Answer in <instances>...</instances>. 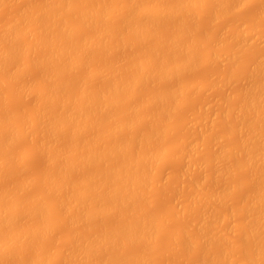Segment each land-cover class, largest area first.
<instances>
[{"label": "rangeland", "instance_id": "obj_1", "mask_svg": "<svg viewBox=\"0 0 264 264\" xmlns=\"http://www.w3.org/2000/svg\"><path fill=\"white\" fill-rule=\"evenodd\" d=\"M45 1L47 2L51 0H28V1L27 0H4V1L1 0L0 1V3L2 2L0 5V36L3 35V33L1 32L3 29H4L3 31H5V28L11 26L8 23H13V26L11 27L17 30V33L18 32L22 33L20 34V36L22 37L19 36L20 38H17L16 41L12 44L17 47L19 46L18 49L15 48L16 49L14 53L15 57L13 55L11 60H8L9 61L8 65H5L7 64V62L4 64V67L0 65L1 66L0 67V114H1L0 115V122H1L0 123L1 124L0 134H2L0 135V138L1 136H5V138L8 137L11 131H13V129L10 130V128L12 126H13L12 128H14L15 125H17L18 127L17 131L19 132V136H20V137L18 136L19 138L17 137L16 140L14 139L12 143L10 144L11 146L8 149L10 152L8 150L6 151V149L4 150L3 146L2 147L0 146V156L2 155V157H0V165L2 164L0 166V169H2L0 170L1 171L0 172V188H1L0 191L3 192L4 190H6L7 192V196H5V198L7 197L8 199L9 197V199L6 200L8 202H6L5 205L8 206V208H9L8 203L11 205L13 200L15 201L18 198L20 202L18 205V209H16L14 213L12 211L10 212V214L8 213V215H14L16 218L15 219L16 222L14 220V223L11 226L12 229L11 227L8 229L10 230L9 233H7L8 230L6 228L2 232L1 231L0 232L3 233L7 231L6 233L8 237V234H11L16 230H22L21 236L23 235L22 237L20 236V238L18 237V239H15V240L12 238L10 240L11 242L9 243L8 249L4 251H0V253L2 252L4 253V254L3 253L0 254V264H28V263L31 264L30 259L33 258L34 255H37L38 252L39 254H41L40 252L44 254L45 256L44 259L48 258L41 264H72L73 262H74L73 264H76L78 262H79L78 264L80 263L90 264V262H92V264H95V263L98 264L99 263L98 261L101 262V259H102L101 257H105L108 255H111L110 257L108 256L110 258L109 263H111V259H113L114 257L113 255H115L114 263L112 261V264L135 263V262L130 263V260H132L133 258H137L138 255L140 257L142 256L147 257L148 261L146 263L136 262L135 264H139V263L140 264H202V263L203 264H211V263L214 264V261H213L214 259L215 261H217V264H221L222 261L223 262L227 261L225 262L227 264L230 260H231V263L233 262L232 260H235L234 261L235 264L236 263L241 264L239 262H236V260L237 261L242 260V262L245 263V260L248 261V258L250 257V255H254L255 253H256V257L261 263H257L258 260L257 262L255 261L256 262L255 263L254 260L256 258L253 256V258L255 259L251 258L253 260L250 259L251 261L250 260L248 262L246 261V264L247 263L264 264L263 263L264 259L261 260L262 258H264V257L261 258V256L264 255L263 254L264 247L262 244L264 241L260 239L258 240V238L254 237L257 235L258 237L264 239V236L261 233L259 234L258 232V230L262 228L263 230L262 233H264V229L262 226L260 227L256 225L255 227L258 226L257 228H260V229L255 228L254 232H257V233L254 235H251V237H247V238H252L255 240L252 243H255L257 241L259 242V245L258 243H255V245L256 244L258 245V248H257L258 253L256 249L255 251L252 250L253 247L250 249L255 253L253 254H251L252 252L248 253L250 250V249L248 250V247L252 246L250 245L252 239L250 241V239L244 238L245 236L244 234L245 233L248 234L246 230L247 231L248 229L250 230L251 226L248 227L247 225H250L255 219L252 216L251 219H253V221L248 224V222L251 220L249 219L248 221L246 220L247 218L246 219L244 218L247 214H249V212L247 213V212L240 210L242 208L246 209L248 206L246 207L245 204H248L249 202H250V206L252 205L251 202L254 201V198H255L254 197L252 199V197L254 196L256 192H259L261 190L262 192L264 191V166H263L264 165V155H262L263 157L260 156L261 152L258 153V150H257V155L260 154L259 155L260 157L258 159L256 157L257 159L256 162L253 159L244 160V161H247L246 163H249L252 160L255 162V164H253L250 167H248L249 164L247 165L246 163H244L245 165H243L242 162H240V164L236 163V162H239L241 158L243 160V158L247 157L245 156V154H247L246 150H244L245 154L243 153V151H241L244 154L245 156L244 157L242 153L239 152L240 151L239 149H241L240 148L241 146H239L238 150H237V147H238V144L244 141L243 138H246L245 137L246 135L249 136L251 134V131H252L251 129L253 128V130H255L257 127H259V125L260 127L262 125V128H260V131L263 129L262 131L264 132V122H263L264 114H262L264 113V102H262L264 99V96H263V91H264V66H263L264 65L263 63L264 62V36H263L264 35V0H187L188 1L187 6L183 2L184 0H180V1L179 0H146V1L145 0H133V1L127 0V2L126 0H103V1L101 0H95V1L94 0L93 1L92 0H78V2L77 0H73L72 8L70 11L60 10L59 12L60 18L61 17L64 18L66 16L65 19H67L71 28L69 27L68 29L65 30L55 25L51 29L53 32L52 36L54 37L51 36L52 39H50L49 42H46V46L44 42H41V43L37 42L36 46H34L36 43L33 45H30L31 44V42L29 41L31 40L30 37L32 36L33 38V36H36V35L40 36L42 34V31H44L42 29L43 24L41 25V23L43 22L45 24L44 21L47 20L46 17L48 15L46 16V14L48 11L46 12L43 9L46 12V14H44L45 12L44 11L41 12L40 8L44 6V4L46 3ZM131 1L132 3H130ZM86 3H88L90 6L87 5ZM140 4H141V7H140ZM30 7H31V11L29 9ZM88 7H93L95 9L94 20L89 24L85 21L84 18L82 19V16H83L82 14L84 13L85 9H87ZM114 7L118 9L116 10L114 9ZM178 8L182 10H179ZM101 9H102V12H101ZM37 11H40V14ZM96 11L98 15L96 14ZM161 12H163L162 13L163 15L161 14ZM35 13L38 14L36 21L40 24L39 26L42 31L39 30L38 25H37L38 27L35 26L36 25L35 23V25L34 24L31 25V28L29 27L30 32H28L29 33L28 37H26L27 36L25 32L26 30H24L25 32L24 35H23L22 30L24 28L27 29L29 24H27L28 21H26L24 18H27L28 20L33 15L35 16ZM67 13L68 14L70 13V14L68 15ZM42 15H44L45 17ZM22 16L23 17L25 16V17L22 18ZM40 16H42V18H40ZM128 17L130 19H128ZM38 18L39 20L41 19L40 20L41 22L38 20ZM24 20L26 21V24L28 25L26 27H24L26 25L25 23H23ZM17 21L20 23H18ZM123 22H126V24H124ZM16 23L17 25L15 26ZM135 24H137L136 25L137 27L135 26ZM1 27H3V29ZM31 29H33V31ZM40 32L41 34H39ZM58 33L59 35L61 33L62 34L58 36ZM55 35H57L58 39L56 38ZM90 38L91 39L94 38L95 40H93L94 42L91 45L92 47L88 46L90 47V50H89L88 47H86L87 46L86 43L88 39L90 40ZM25 39H27L26 43H25ZM2 44L3 43H0V47L5 45V44L4 45ZM62 44H65V45L63 46ZM59 45H61L62 48H59L60 47ZM20 46L22 47V49ZM76 46L78 49L76 48ZM66 47L67 49L69 48L71 52L68 51ZM50 48H52L51 51H50ZM190 48L192 51L195 52V56L193 58L195 62L193 61L194 63L192 62L190 67L183 68L176 72H174L173 70H171V72L170 71L167 72L166 70L165 73L167 74L164 73V75L161 71L159 72L157 71L158 68H160L158 66L163 65V67L165 68L166 67L170 68L171 66L170 64L174 63V61L180 62L182 60L181 62H183L187 60L188 55H189L188 53L191 51ZM43 49L45 50L43 51ZM187 49H189L190 51L189 50L187 51ZM59 50L65 51V55L60 57V58L63 57V59L59 58L60 59L59 60V70H57L58 71L57 73L55 74L53 73L52 74L53 76L52 75L47 76V74H51L49 72H52L54 70L52 68L54 67L53 64L57 62L56 61L57 59H55L54 56H56L55 54H57ZM25 51H27L28 53ZM66 52H69V53L67 54ZM228 52L229 54H227ZM18 54L20 56H18ZM47 54L50 55L51 59L46 58ZM47 60L49 62H47ZM141 67L142 68L144 67L145 69H148V70H151L154 67L153 69H156V72L155 70H152V71L146 70L145 72H141L142 70ZM61 68H62V71H61ZM48 69H52V71ZM2 70H5V71H2ZM153 74L155 76H152ZM8 75L10 76V78ZM43 75L45 76V78ZM130 77L131 78L133 77V78L131 79ZM135 78L138 79L139 83L137 82L138 84L136 83L133 86L132 82L134 81ZM42 79H43V82L40 81ZM49 79L51 80L48 81ZM53 80L54 82H52ZM17 81L19 82L17 83ZM114 82L116 84L118 83L117 84L118 89L116 90L117 92L115 91L110 92L109 89L112 83ZM45 83H47L48 86H45ZM65 84H68V85H65ZM41 85H43L42 86L43 88H40ZM52 87H53V90H52ZM65 87H66L67 92L66 90H64ZM132 87L134 88L130 90ZM260 90H262V94H260ZM257 91L260 95L263 96V99L262 97L256 94ZM99 92L103 94L101 98L96 97ZM250 93H252L251 94L252 97ZM244 94L246 95V99L250 95L249 98H252V101L247 99L246 100L247 103H246L243 100L245 99ZM253 94L255 95V97L258 96V98H255L256 102H254L255 99L253 97ZM78 95H81V96L83 95V96L80 97ZM94 96L96 98H92ZM103 97L106 99H104ZM107 99L112 100V102L115 105H113V107L110 106L107 110L104 111V109L102 108L101 101L107 100ZM98 100L100 103L98 105H95L96 101L98 102ZM40 101L42 102L40 103ZM243 101L248 106L249 104H251L250 102H252V105L250 106H252L253 108L251 107V110L254 109V107L257 105L261 107L262 113L258 112L259 111L258 109L260 108L259 106L255 107L257 110L254 109V111L255 113L257 112V114L260 113L259 116L256 114L258 117H260L262 114L261 120L263 123L259 124L261 122V121L259 122L260 120L259 118L257 120L258 124H256V121H255L256 119H253V117L255 118H258V117H256V115L253 112H251L250 106L248 108V106ZM78 103L80 105L81 104L88 105V107L86 106L88 110L91 107L93 109L91 108L88 111L87 109L85 110V108H82V110L80 111L81 113H79V109H78L77 112L79 113L80 119H78L79 117H76V116L75 117L78 119L77 126L79 127L80 125V128H79L80 130L78 129V131L77 130L74 131V128L72 130V127H70L69 125L66 126L67 124H64V120L62 121V118H60L59 114L63 113L65 110L66 112H69L70 108L73 109L74 104H78ZM61 104H63V107ZM242 104H245V105H242ZM52 106L53 108H51ZM244 106H247V107H244ZM95 109L97 110V112L95 111ZM40 111H44L45 113L43 114L46 115L49 120L51 119L53 120V118H56L57 120L58 119L57 117H59V119L63 122L61 123L65 125L61 127V129L63 128L62 130L61 129L58 130V133L55 132L54 137L52 135L54 134V132H52V130L50 131L52 126L49 127V129L48 127H46V131L42 133V130L45 127L44 123L46 121V118H44L45 121L42 118L44 122L43 124L42 122H40L42 125H44V127L41 128L42 129L41 130L40 123H37L41 121V119H39V121L37 120L38 119L37 117L40 118V116L42 115L40 114ZM133 111H135V113ZM55 113L56 114L58 113V114L56 115ZM49 116L52 118L50 119ZM75 117H74V120H75ZM150 117L151 118L153 117L152 119L153 120L156 119V120L153 121ZM22 118L24 119L23 121H25L24 122L25 126L23 124ZM82 119L85 122L82 121ZM91 120H92V123H91ZM242 121H243V124L240 125ZM2 122H3V126H2ZM30 122H32L33 124L31 123V126L29 128V126L26 124ZM73 122L74 123L72 125L75 124V121ZM126 122L128 124H125ZM83 123L85 126L82 127ZM115 124H117L119 127L115 129L116 133L114 132V135L111 138L107 135V133H109L112 128L114 129V127L112 126H114ZM255 125H258V126H255ZM59 131L61 132V134ZM65 131L67 133H65ZM239 131H240V136H239ZM249 132L250 134H248ZM95 133L97 134L96 136H95ZM257 133H258V130H257ZM261 134L262 132H259L258 136ZM255 135L254 136L252 135V139L253 137H256L258 139L257 134ZM55 137L57 138L54 139ZM71 137L73 141H71L72 139L69 140ZM263 137L264 136L260 137L258 141L262 140ZM239 138L240 139L242 138L241 142ZM249 139L251 140V138H248V140ZM49 140L51 141V144H49L50 143ZM114 140L115 142L118 140L119 141L129 140L128 142L125 141V143L128 144V146L130 145V147H126V150L124 148L122 150H118V151L115 150L114 152L112 151L113 154L112 155L110 154L109 157L107 158H105L104 156L105 155L108 156V154L103 155L104 158H102L101 157L102 155H100L101 158L99 157V160L98 159L95 160L96 156L94 157V159L91 157L95 163L93 161H90L91 158L89 159L87 158L89 160L88 161L89 163L82 162L84 157H87L88 154L91 155L90 147H89L90 145L92 146L93 144L94 146V143H95V147H98L99 150L97 148H94L96 149L94 153L95 154L98 153L97 155H99L100 149L101 151L104 150L105 148L108 147L106 145L109 144L110 141L111 143L114 142ZM250 140L248 142H254L253 141L254 139L251 141ZM122 141L118 142L117 145L119 146V143H121ZM245 142H247V140ZM122 143H124V141ZM255 143H259V142L255 141L253 144ZM262 143H260V145L264 147V141H262ZM248 144L251 146L253 145L252 143L251 144L248 143ZM74 145L76 147H74ZM118 146H117V149H118ZM258 146H255V148ZM242 147L245 149L249 148V147L246 148L245 146H242ZM67 148L69 150H67ZM261 148L260 150L264 152V149H261ZM249 149L251 150V148ZM254 149L251 151H254ZM220 150L222 151L224 150L223 151L224 153H222V151ZM250 150L247 152H250ZM70 151L72 154L70 153ZM51 153H53L52 155L54 157L51 155ZM149 153L152 154L150 155H151V158L154 157L153 159H150L149 161L146 160V162L142 161L144 163L140 162V160L137 162V163L139 162L141 163V165L138 166L139 171H141L142 174L144 172L146 173V174L144 173V176H146L147 180L145 182L146 184L141 182L143 185L139 181L138 183L137 181L134 182L136 186L138 187L140 186L139 190L142 192L140 193V195L139 194L137 196L135 195L136 197L134 198V201L132 199L131 202H127L128 204L122 202V204H118L119 206L115 204L116 207L115 206L112 207V204H111L109 207L113 208V210L111 208L110 209L112 211L109 209L111 213L108 212L109 210L107 211L109 216H106L107 212L104 214L102 213L103 212L102 211L101 213L98 212V214H95L93 216L91 215L88 218L84 217L85 216L84 212L88 210V207L90 206V205L88 206L87 203L89 202L90 204V201L92 200L91 198H89V200L87 199L88 197L86 194L88 193H85V194L78 193L79 195H82V197L85 200V202H83L85 208H87L85 211H84V207L82 206L81 207L79 206L80 208L71 206L70 201L73 198H76L79 196L78 194H76L77 191L76 190L74 191V189L76 188L78 183L82 182V180L84 181L85 177L87 178V175L89 176L91 173L96 174V178L92 180V182H94L93 185L95 186V188L97 187L99 189H102L103 187H100V186L103 185L104 183L103 184L101 183V185L99 183L105 182V181H102L103 178L101 180H99L98 178L99 177L101 178L102 175H104L103 173L101 174V172H103V170H105L104 168L108 165L106 163H109V165L114 163L112 164V166L118 167L121 164L123 165V163L125 162L128 163L129 161L130 162L129 165H132L131 162L136 163V160H138L137 158L140 155L147 156V154ZM219 153H222L223 156L221 155L222 157L220 156V158H217L220 155ZM238 153L240 154V157ZM3 154L6 156H4ZM153 154L155 156H153ZM72 155H74V157ZM142 156L140 157L143 158ZM75 157L78 158L79 161L74 160ZM81 157L82 159L80 161L79 158ZM126 157L128 158V160H126L127 159ZM140 157L139 159H141ZM1 158L4 160H2ZM60 158L61 159L63 158V159L61 160ZM121 159L123 161H121ZM74 161L76 162V164ZM70 164L71 165L73 164L74 168H72L73 169L72 170L71 167H69V169H71L70 171L72 172H70L69 170L67 172L66 168H68L67 166ZM91 166H96V167H91ZM122 167L125 168V165ZM123 168L119 167V169L121 170ZM132 168L136 170V172L134 171V173L136 174L139 173V171H137L136 168L134 167ZM109 169L111 171V168ZM114 169H117V168H114ZM58 170H60L61 172H56ZM129 170L130 168H128V173L131 172ZM66 173L67 175L65 177ZM68 173H70V175H68ZM106 174H105V178H106L105 180L108 179V176ZM52 176L54 177V179L52 178ZM66 178H67V181L69 182V183L67 182L68 184L66 186L68 187L69 184L70 185L72 184L71 189L74 188L72 191L69 190L68 189L70 188V185H69L68 188H65L67 189V193H66V190H64V187H65L64 184H66V182L64 181L66 180ZM76 178H77V181H76ZM62 179H65V180L63 181ZM60 181L63 183V185L62 183H60ZM97 181H99V183H97ZM22 185H23V188H22ZM133 187H135V185L132 186V188ZM118 188L124 189L123 187L122 188L118 187ZM118 188L117 190H119ZM127 189H128V193H130V191L133 190L134 188L133 189L127 188ZM127 189L121 190V191H126ZM56 190L58 191L56 192ZM20 191H22V195ZM100 192H101L100 194H103L105 190H102ZM111 192L112 191L108 193H111ZM18 193L20 195H18ZM108 193L107 192L104 193L103 196H105ZM214 193L222 194V196L225 193V196L222 199V201H220V199L218 200V198L216 197L213 198L212 194ZM257 194L258 193H256L255 195ZM84 195H86V197H84ZM259 195L260 193L258 194V196ZM91 196L92 198H94L93 197L94 194L91 193ZM222 196H220V198ZM20 197H22L21 198L22 200L20 199ZM82 197H81V200L83 199ZM68 198H70V200ZM108 198L110 199V197ZM107 199L104 200L103 198L102 200L103 202L100 201L101 204L100 203L99 204L103 205V207H108L107 205H109V202L107 201ZM61 200H63V202ZM93 201L95 203L96 200L93 199ZM80 202L82 203V201ZM132 202H135V203H132ZM32 203H41L43 205V208L45 207V210L41 207L39 211H36V213L34 212V214L33 213L27 214L25 211L27 208H29V206ZM94 203H91V205ZM86 205L88 207H86ZM121 205L122 206L124 205L123 208ZM261 205L262 204L260 203L259 207ZM255 206L253 203V207L255 209L252 207L248 209L256 210ZM99 207H102V206H99ZM120 209H122V211H120ZM230 209L232 211L230 212L231 215L227 214L228 215L227 217L226 213ZM259 210L256 211L255 214H257V212L259 213L260 212ZM261 210L262 212H264V208ZM242 212H244L246 215ZM251 212H254V211H251ZM251 212H250V215H251ZM223 213H225V216H226L225 218L222 215ZM26 214L28 216H25ZM206 214H210V215H206ZM255 214L253 213L252 215H255ZM80 215H82V218ZM119 215H123L124 218ZM215 215H217V218L215 217ZM260 215L261 214H259L258 217ZM133 217L137 219L138 222L143 219L144 221L151 220L153 221V223L155 222L153 225V229L151 233L148 234V236L139 235L140 236V237L138 236L139 238L136 236L132 244L131 243L128 244L127 241L124 242V238H123L122 241L120 240V243L117 241V244L115 243L114 246L112 245V247H109V248L107 247V249L105 248V250L101 249L96 252L94 251L93 255H91L92 252H90L86 256L90 254L91 255L90 257H92L90 258L91 261H88V260L86 261L83 258L81 259V257H78L79 255L82 254V253L81 254L79 253V248H81L80 252H82V249L84 250L85 248V247L82 248L80 246H84L83 241L86 239V237L92 236L91 238H93L94 236L92 234H94L95 231L96 232L100 231L101 233H103L104 231H106V229L108 230L111 227H113L111 228L113 230L116 228V226H119L118 228H120V226L123 225L124 223L130 224L133 222L134 223L137 222L135 221ZM259 219H262V218H259ZM17 221H19L18 222L19 224L17 223ZM36 221L38 222L41 221L43 225L45 223L48 224L52 222L53 227L48 229L46 228V226L42 225L43 227L41 226L40 229L37 230V233L35 231V235H34V231H32L31 229H33V227L36 224H38V222ZM126 221L129 223H127ZM258 221L259 220L257 218V222ZM243 222H244V225H242ZM260 223H262V221ZM87 225L89 227H87ZM201 225H204V226L201 227ZM103 228L105 229L102 232L101 230H103ZM122 228H125V227L121 226L120 230ZM200 228H203L204 232H206L205 234L206 236L205 237L202 236L203 240L201 239V235L199 232L201 230ZM24 233L26 234L25 236H24ZM249 234H252V231L251 233L249 232ZM3 235L1 236V238L3 237ZM72 237L76 238L75 240L74 239L73 240L76 242L79 241L78 243L83 242L82 243L83 245L81 244L80 246L78 245L79 246L78 251H77L78 256H76L77 260L74 259V256L76 255L74 253H77V252H74V253L71 252V251H76V250H73V247L76 246L73 244H75L76 242L73 241L72 243ZM122 237L123 236L121 237L119 236L120 239H122ZM5 238L6 237L4 236L3 239ZM91 238H89L90 242H91ZM204 238L206 239V242L208 240L207 243L204 241ZM70 239H71V242H70ZM86 240L89 241L88 239ZM201 240L204 242H202ZM260 241H262V243ZM87 245H88L87 246L88 248L89 244ZM121 245H122L121 247L122 249H120ZM55 251L57 253L61 251V253L59 252L58 253L59 255H56L57 253ZM222 252H225L224 256L226 257L220 255ZM68 255H70L71 257L69 256L70 257L69 258ZM217 256L223 257L224 260L221 259L218 262L219 258H217ZM130 257L131 258L133 257V258L131 259ZM84 258L86 259V257ZM93 261H96V262L94 263ZM231 263L229 262L228 264H231Z\"/></svg>", "mask_w": 264, "mask_h": 264}, {"label": "bare ground", "instance_id": "obj_2", "mask_svg": "<svg viewBox=\"0 0 264 264\" xmlns=\"http://www.w3.org/2000/svg\"><path fill=\"white\" fill-rule=\"evenodd\" d=\"M0 1H1V0H0ZM2 1H4V0H2ZM27 1H28V0H27ZM72 1H73V0H51V1H47L48 3L45 1L46 3L44 4V6H42V8H40V9H41V12L44 11V10H45L46 12L48 11L47 14H46V12L44 11V12H45L44 14H46V16L48 15V16L46 17L47 20L44 21L45 24H44L43 22L41 23V25L43 24V25H42V26H43L42 29H43L44 31L41 30V28H40V26H39L40 24L36 21V20H37V17H38V14L35 13L36 18H35V16L33 15L34 17H33V16H32L33 18L31 17L32 20H31V18H29V17H28V18H29L30 20H29V19L27 20V18H24L25 16H24V17L22 16V18H24L26 21H28L27 24H29V26H28V25L26 24V21L24 20L23 23L26 24L24 27H26V26H28V27H27V29L24 28V29L22 30V31H23V35H24V33L26 32V34H27L26 37H28V34H29L28 32H30L29 27L31 28V25H33V24L35 25V23H36L35 26L38 25L39 27H38V26H37V27L39 28V30L42 31V34H41V32L39 33V34H41L40 36H37V35H36V36H33V38H32V36H31V37L29 36V37L31 38V40H29V41L31 42L30 45H33V44L36 43V44L34 45V46H36V45H37V42H38V43H39V42H40V43H41V42H44V43H45V46H46V42H49L50 39H52V37H54V36H52V35H53V34H52L53 32H52L51 29H52V27L55 26V25L59 26L61 29H65V30L68 29V28L70 27V24L68 23L67 19H65L66 16H65L64 18H62V17L60 18V17H59V16H60L59 12H60V10L70 11L71 8H72ZM92 1H93V0H92ZM94 1H95V0H94ZM101 1H103V0H101ZM132 1H133V0H132ZM132 1H131L130 3H132ZM145 1H146V0H145ZM179 1H180V0H179ZM77 2H78V0H77ZM87 2H88V1H87ZM98 2H99V1H98ZM126 2H127V0H126ZM126 2H125V3H126ZM141 2H142V1H141ZM183 2H184V3L186 4V6H187V2H188V1H187V0L185 1V0H184ZM183 2H182V3H183ZM191 2H192V1H191ZM1 3H2V2H1ZM1 3H0V5H1ZM30 3H31V2H30ZM30 3H29V4H30ZM91 3H92V2H91ZM100 3H101V2H100ZM176 3H177V2H176ZM86 4L89 5L88 3H86ZM93 4H94V2H93ZM104 4H105V3H104ZM133 4H134V3H133ZM177 4H178V3H177ZM40 5H42V4H40ZM76 5H77V4H76ZM91 5H92V4H91ZM122 5H123V4H122ZM126 5H127V4H126ZM175 5H176V4H175ZM179 5H180V3H179ZM188 5H189V4H188ZM29 6H30V5H29ZM38 6H39V5H38ZM89 6H90V5H89ZM137 6H138V5H137ZM156 6H157V5H156ZM168 6H169V4H168ZM225 6H226V5H225ZM39 7H40V6H39ZM77 7H78V6H77ZM96 7H97V6H96ZM105 7H106V6H105ZM112 7H113V6H112ZM132 7H133V6H132ZM132 7H131V8H132ZM140 7H141V4H140ZM162 7H163V6H162ZM162 7H161V8H162ZM171 7H172V6H171ZM180 7H181V6H180ZM220 7H221V6H220ZM25 8H26V7H25ZM82 8H83V7H82ZM84 8H85V7H84ZM128 8H129V7H128ZM159 8H160V7H159ZM166 8H167V7H166ZM29 9H30V11H31V7H30ZM34 9H35V8H34ZM43 9H44V10H43ZM73 9H74V8H73ZM102 9H103V8H102ZM102 9H101V12H102ZM114 9L117 10L118 8L114 7ZM123 9H124V8H123ZM123 9H122V10H123ZM169 9H171V8H169ZM178 9H179V8H178ZM223 9H224V8H223ZM20 10H22V9H20ZM37 10H38V9H37ZM99 10H100V9H99ZM107 10H108V9H107ZM107 10H106V11H107ZM110 10H111V9H110ZM122 10H121V11H122ZM144 10H145V9H144ZM163 10H165V9H163ZM176 10H177V9H176ZM179 10H182V9H179ZM220 10H221V9H220ZM94 11H95V9H94L93 7H88L87 9H85V11H84L83 14L81 13V14L83 15V16H82V19L84 18L85 21H86L88 24L91 23V22L94 20V17H95V12H94ZM123 11H124V10H123ZM146 11H147V10H146ZM160 11H162V10H160ZM167 11H168V10H167ZM19 12H21V11H19ZM37 12L40 14V11H37ZM116 12H117V11H116ZM130 12H131V11H130ZM140 12H142V11H140ZM151 12H152V11H151ZM63 13H64V12H63ZM65 13H66V12H65ZM70 13H72V12H70ZM70 13H69V14H70ZM79 13H80V11H79ZM119 13H120V11H119ZM128 13H129V12H128ZM155 13H156V12H155ZM162 13H163V12H161V14H162ZM168 13H169V12H168ZM173 13H174V12H173ZM17 14H19V13H17ZM67 14H68V13H67ZM69 14H68V15H69ZM96 14H97V11H96ZM103 14H104V13H103ZM141 14H142V13H141ZM141 14H140V15H141ZM148 14H149V13H148ZM161 14H160V15H161ZM24 15H25V14H24ZM29 15H30V14H29ZM97 15H98V14H97ZM124 15H125V14H124ZM126 15H127V14H126ZM131 15H132V14H131ZM153 15H154V13H153ZM162 15H163V14H162ZM42 16H44V15H42ZM42 16H40V18H42ZM61 16H62V15H61ZM80 16H81V15H80ZM138 16H139V15H138ZM157 16H159V15H157ZM44 17H45V16H44ZM99 17H100V16H99ZM15 19H16V18H15ZM15 19H14V20H15ZM126 19H127V18H126ZM128 19H130V18L128 17ZM137 19H138V18H137ZM38 20H39V18H38ZM40 20H41V19H40ZM40 20H39V21H40ZM99 20H100V19H99ZM143 20H144V19H143ZM42 21H43V20H42ZM135 21H136V20H135ZM15 22H16V21H15ZM17 22H18V21H17ZM21 22H22V21H21ZM40 22H41V21H40ZM81 22H82V21H81ZM96 22H97V21H96ZM99 22H100V21H99ZM137 22H138V21H137ZM143 22H144V21H143ZM18 23H20V22H18ZM123 23L126 24V22H123ZM135 23H136V22H135ZM8 24H10L11 26H13V23H8ZM99 24H100V23H99ZM137 24H138V23H137ZM137 24H135V26H136ZM16 25H17V23L15 24V26H16ZM127 25H128V24H127ZM131 25H132V24H131ZM8 26H9V25H8ZM11 26L5 28V31H3L4 29H3V27H1V28L3 29V30L1 31V32L3 33V35L0 36V38H1V39H0V40H1L0 43H3L2 45L5 44L4 46H1V47H0V65H1L2 67H4V64H5L6 62H7V64H5V65H8V62H9L8 60H11L12 56L14 55V53H15V51H16L15 48H17V49L19 48V46L17 47V46L12 45V44L16 41L17 38L22 37V36H20V34H22V33H21V32H20V33H19V32L17 33V30H15V29H14L13 27H11ZM20 26H21V25H20ZM35 26H34V27H35ZM42 26H41V27H42ZM96 26H97V24H96ZM99 26H100V25H99ZM129 26H130V25H129ZM138 26H139V25H138ZM18 27H19V25H18ZM21 27H22V26H21ZM124 27H125V26H124ZM136 27H137V26H136ZM32 28H33V27H32ZM70 28H71V27H70ZM90 28H92V27H90ZM93 28H94V27H93ZM17 29H18V28H17ZM20 29H21V28H20ZM34 29H35V28H34ZM56 29H57V28H56ZM127 29H128V28H127ZM130 29H131V28H130ZM24 30H26V31L24 32ZM31 30L33 31V29H31ZM137 30H138V29H137ZM18 31H19V30H18ZM37 31H38V30H37ZM71 31H72V30H71ZM102 31H103V30H102ZM135 31H136V30H135ZM260 31H261V30H260ZM55 32H56V30H55ZM67 32H68V31H67ZM256 32H257V31H256ZM2 33H1V34H2ZM63 33H64V32H63ZM69 33H71V32H69ZM97 33H98V32H97ZM97 33H96V34H97ZM100 33H101V32H100ZM104 33H105V32H104ZM136 33H137V32H136ZM136 33H135V34H136ZM16 34H17V35H16ZM30 34H31V33H30ZM34 34H35V32H34ZM36 34H37V33H36ZM55 34H56V33H55ZM61 34H62V33H61ZM61 34H60V35H61ZM260 34H261V33H260ZM60 35H59V33H58V36H60ZM92 35H93V34H92ZM102 35H103V34H102ZM2 36H3V37H2ZM19 36H20V37H19ZM51 36H52V37H51ZM55 36H56V38H57V35H55ZM63 36H64V35H63ZM263 36H264V35H263ZM263 36H262V38H263ZM92 37H93V36H92ZM99 37H100V36H99ZM103 37H104V36H103ZM62 38H63V37H62ZM67 38H68V37H67ZM104 38H105V37H104ZM258 38H259V37H258ZM262 38H261V39H262ZM2 39H3V41H2ZM23 39H24V37H23ZM57 39H58V38H57ZM65 39H66V38H65ZM98 39H99V38H98ZM117 39H118V38H117ZM174 39H175V38H174ZM26 40H27V39H25V43H26ZM93 40H95V39H94V38H92V39L90 38V40L88 39V41H87V43H86L87 46H86V45H85V46H86V47L91 46V45L93 44V42H94ZM96 40H97V39H96ZM172 40H173V39H172ZM239 40H240V39H239ZM55 41H56V40H55ZM64 41H65V40H64ZM190 41H191V40H190ZM51 42H52V41H51ZM53 42H54V40H53ZM58 42H59V41H58ZM65 42H66V41H65ZM69 42H70V41H69ZM71 42H72V41H71ZM85 42H86V41H85ZM95 42H96V41H95ZM105 42H106V40H105ZM172 42H173V41H172ZM192 42H193V40H192ZM192 42H191V43H192ZM16 43H17V42H16ZM18 43H19V42H18ZM55 43H56V42H55ZM244 43H245V42H244ZM52 44H53V43H52ZM59 44H60V43H59ZM172 44H173V43H172ZM172 44H171V45H172ZM177 44H178V43H177ZM189 44H190V43H189ZM245 44H246V43H245ZM17 45H18V44H17ZM39 45H40V44H39ZM42 45H43V44H42ZM49 45H50V44H49ZM49 45H48V46H49ZM62 45L64 46L65 44H62ZM70 45H71V44H70ZM174 45H175V44H174ZM174 45H173V46H174ZM181 45H182V44H181ZM192 45H193V44H192ZM59 46H60L59 48H62L61 45H59ZM85 46H83V47H85ZM236 46H237V45H236ZM20 47H21V46H20ZM26 47H27V46H26ZM51 47H52V46H51ZM91 47H92V46H91ZM153 47H154V46H153ZM44 48H45V47H44ZM64 48H65V47H64ZM70 48H71V46H70ZM74 48H75V46H74ZM76 48H77V46H76ZM155 48H156V46H155ZM160 48H161V47H160ZM192 48H193V47H192ZM21 49H22V47H21ZM26 49H27V48H26ZM29 49H31V48H29ZM48 49H49V48H48ZM51 49H52V48H50V51H51ZM66 49H67V47H66ZM77 49H78V48H77ZM88 49L90 50V47H88ZM174 49H175V48H174ZM194 49H195V48H194ZM44 50H45V49H43V51H44ZM57 50H58V48H57ZM67 50L70 51L69 48H68ZM75 50H76V49H75ZM75 50H74V51H75ZM171 50H172V49H171ZM179 50H180V49H179ZM188 50H189V49H187V51H188ZM190 50H191V48H190ZM190 50H189V51H190ZM85 51H86V50H85ZM85 51H84V52H85ZM154 51H155V50H154ZM167 51H168V50H167ZM213 51H214V50H213ZM23 52H24V50H23ZM23 52H22V53H23ZM25 52H27V51H25ZM70 52H71V51H70ZM27 53H28V52H27ZM66 53L68 54L69 52H66ZM148 53H149V52H148ZM150 53H152V52H150ZM162 53H163V52H162ZM173 53H174V52H173ZM183 53H184V52H183ZM185 53H186V52H185ZM20 54H21V53H20ZM23 54H24V53H23ZM23 54H22V55H23ZM39 54H40V53H39ZM51 54H52V53H51ZM75 54H76V53H75ZM156 54H157V53H156ZM181 54H182V53H181ZM188 54H189V55H188L187 60H185V61H183V62H181L182 60H181L180 62H179V61H178V62H175V61H174V63L170 64L171 66H170V65H169V66H170L171 69H170L169 67H166V68H167V69H166L165 67H163V65H161V66H158V67H160V68H158L157 71H158V72L161 71V72L163 73V75H164V73L166 72V70H167V72H168V71L171 72V70H173L174 72H176V71H179V70H181V69H183V68L190 67V65L192 64V62H193V61L195 62V60L193 59L194 56H195V52L191 50ZM225 54H226V53H225ZM227 54H229V52H228ZM48 55H49V54H47L46 58H47V59H48V58L51 59V58H50V55H49V57H48ZM55 55H56V56H54V57H55V59H57V60H56L57 62H56L55 64H53L54 67H52V68H53L54 70L52 71V69H48V70H51L52 72H49V73H51V74H47V73H46L47 76L52 75L53 73L55 74V73L58 72L57 70H59V60H60V59H63V57H62V58H60V57L65 55V51H64V50H59V51L57 52V54H55ZM73 55H74V54H73ZM79 55H80V54H79ZM82 55H83V54H82ZM167 55H168V54H167ZM173 55H174V54H173ZM232 55H233V54H232ZM18 56H20V55L18 54ZM30 56H31V55H30ZM44 56H45V55H44ZM68 56H69V55H68ZM77 56H78V55H77ZM160 56H161V55H160ZM229 56H230V55H229ZM14 57H15V55H14ZM65 57H66V56H65ZM173 57H174V56H173ZM211 57H212V56H211ZM32 58H33V57H32ZM32 58H31V59H32ZM35 58H36V57H35ZM59 58H60V59H59ZM68 58H69V57H68ZM76 58H77V57H76ZM260 58H262V57H260ZM33 59H34V58H33ZM41 59H42V57H41ZM52 59H53V57H52ZM185 59H186V58H185ZM35 60H36V59H35ZM37 60H38V59H37ZM45 60H46V59H45ZM68 60H69V59H68ZM71 60H72V59H71ZM147 60H148V59H147ZM260 60H261V59H260ZM12 61H13V60H12ZM167 61H168V60H167ZM25 62H26V61H25ZM44 62H45V61H44ZM47 62H49V61L47 60ZM54 62H55V60H54ZM77 62H78V61H77ZM77 62H76V63H77ZM156 62H157V61H156ZM194 62H193V63H194ZM257 62H258V61H257ZM39 63H40V62H39ZM73 63H74V62H73ZM145 63H146V62H145ZM164 63H165V62H164ZM167 63H168V62H167ZM263 63H264V62H263ZM9 64H10V63H9ZM67 64H68V63H67ZM67 64H66V65H67ZM70 64H71V63H70ZM47 65H48V64H47ZM50 65H51V63H50ZM140 65H141V64H140ZM156 65H157V64H156ZM259 65H260V64H259ZM1 66H0V67H1ZM36 66H37V65H36ZM64 66H65V65H64ZM75 66H76V65H75ZM151 66H152V65H151ZM164 66H165V65H164ZM167 66H168V65H167ZM263 66H264V65H263ZM25 67H26V66H25ZM25 67H23V68H25ZM41 67H42V66H41ZM44 67H45V65H44ZM48 67H49V66H48ZM135 67H136V66H135ZM5 68H6V67H5ZM8 68H9V67H8ZM117 68H118V67H117ZM148 68H149V67H148ZM153 68H154V67H153ZM153 68H152L151 70H148V69H145L144 67H143V68L141 67V69H142L141 72H145L146 70H148V71L155 70V72H156V69H153ZM252 68H253V67H252ZM260 68H261V67H260ZM3 69H4V68H3ZM13 69H14V68H13ZM13 69H12V71H13ZM38 69H39V68H38ZM139 69H140V68H139ZM139 69H138V71H139ZM160 69H161V70H160ZM7 70H8V69H7ZM18 70H19V69H18ZM22 70H23V69H22ZM39 70H40V69H39ZM41 70H42V69H41ZM48 70H47V71H48ZM115 70H116V69H115ZM135 70H136V69H135ZM253 70H254V69H253ZM2 71H5V70H2ZM43 71H44V70H43ZM61 71H62V68H61ZM148 71H147V73H148ZM14 72H15V71H14ZM19 72H20V71H19ZM25 72H26V71H25ZM38 72H39V71H38ZM44 72H45V71H44ZM44 72H43V73H44ZM170 72H169V73H170ZM262 72H263V71H262ZM1 73H3V72H1ZM115 73H116V72H115ZM172 73H173V72H172ZM172 73H171V74H172ZM4 74H5V73H4ZM4 74H3V75H4ZM46 74H44V75H46ZM165 74H167V73H165ZM178 74H179V73H178ZM250 74H251V73H250ZM40 75H41V74H40ZM44 75H43V76H44ZM59 75H60V74H59ZM146 75H147V74H146ZM146 75H145V76H146ZM247 75H248V74H247ZM255 75H256V74H255ZM262 75H263V73H262ZM8 76H9V75H8ZM13 76H14V75H13ZM52 76H53V75H52ZM152 76H155V75L153 74ZM161 76H162V75H161ZM165 76H166V75H165ZM260 76H261V75H260ZM20 77H21V76H20ZM20 77H19V78H20ZM22 77H23V76H22ZM50 77H51V76H50ZM136 77H137V76H136ZM156 77H157V75H156ZM169 77H171V76H169ZM227 77H229V76H227ZM255 77H256V76H255ZM258 77H259V76H258ZM9 78H10V76H9ZM9 78H8V79H9ZM44 78H45V76H44ZM51 78H52V77H51ZM53 78H54V77H53ZM130 78H131V77H130ZM132 78H133V77H132ZM132 78H131V79H132ZM145 78H146V77H145ZM249 78H250V77H249ZM259 78H260V77H259ZM13 79H14V78H13ZM57 79H58V78H57ZM57 79H56V80H57ZM59 79H60V78H59ZM131 79H130V80H131ZM153 79H154V78H153ZM160 79H161V78H160ZM170 79H171V78H170ZM176 79H177V78H176ZM224 79H225V78H224ZM50 80H51V79H49L48 81H50ZM6 81H7V80H6ZM14 81H15V80H14ZM20 81H21V80H20ZM40 81L43 82V79L40 80ZM45 81H46V80H45ZM113 81H114V80H113ZM126 81H127V80H126ZM141 81H142V80H141ZM15 82H16V81H15ZM18 82H19V81H17V83H18ZM46 82H47V81H46ZM52 82H54V80H53ZM55 82H56V81H55ZM64 82H65V81H64ZM66 82H67V81H66ZM121 82H122V81H121ZM137 82H138V79L135 78L134 81L132 82V85L134 86V84H136ZM62 83H63V82H62ZM126 83H127V82H126ZM138 83H139V82H138ZM138 83H137V84H138ZM140 83H141V82H140ZM224 83H225V82H224ZM245 83H246V82H245ZM68 84H69V83H68ZM68 84H65V85H68ZM117 84H118V83H117ZM117 84H116L115 82L112 83V85L110 84L111 87H110L109 91H110V92H114V91L117 92V91H116V90L118 89V85H117ZM121 84H122V83H121ZM53 85H54V84H53ZM61 85H62V84H61ZM42 86H43V85H41L40 88H43ZM45 86H48V84L45 83ZM57 86H58V85H57ZM57 86H56V87H57ZM59 86H60V85H59ZM63 86H64V85H63ZM137 86H138V85H137ZM243 86H244V85H243ZM248 86H249V85H248ZM18 87H19V86H18ZM54 87H55V86H54ZM127 88H128V87H127ZM133 88H134V87H132L131 89L129 88V89L132 90ZM250 88H251V87H250ZM27 89H28V88H27ZM50 89H51V87H50ZM55 89H57V88H55ZM252 89H253V88H252ZM252 89H251V90H252ZM48 90H49V89H48ZM52 90H53V87H52ZM64 90H66V87H65ZM80 90H81V89H80ZM249 90H250V89H249ZM40 91H41V90H40ZM57 91H59V90H57ZM83 91H84V90H83ZM101 91H102V90H101ZM107 91H108V90H107ZM244 91H245V90H244ZM244 91H243V92H244ZM258 91H259V90H258ZM258 91H257L256 94H257L258 96L262 97V99H263L264 91H263V96L260 95V94H262V90H260V94L258 93ZM50 92H51V91H50ZM50 92H49V94H50ZM64 92H65V91H64ZM66 92H67V90H66ZM255 92H256V91H255ZM255 92H254V93H255ZM59 93H60V92H59ZM62 93H63V92H62ZM92 93H93V92H92ZM107 93H108V92H107ZM165 93H166V92H165ZM172 93H173V92H172ZM240 93H241V92H240ZM252 93H253V92H252ZM252 93H250V95H251ZM53 94H54V93H53ZM79 94H81V93H79ZM85 94H86V93H85ZM113 94H114V93H113ZM113 94H112V95H113ZM168 94H169V93H168ZM245 94H246V93H245ZM245 94H244V95H245ZM57 95H58V94H57ZM90 95H91V94H90ZM102 95H103V94L99 92V93L97 94L96 97H98V98L100 97V98H101ZM109 95H110V94H109ZM244 95H242V96H244ZM246 95H247V94H246ZM246 95L244 96L245 99H243V100H244L245 102H246L247 99H249L250 101H252V98H249L250 95L248 96L247 99H246ZM54 96H56V95H54ZM59 96H60V95H59ZM61 96H62V95H61ZM78 96L82 97L83 95H82V96H81V95H78ZM239 96H240V95H239ZM258 96L255 97V95L253 94L254 99H255V98H258ZM44 97H46V96H44ZM44 97H43V98H44ZM51 97H52V96H51ZM62 97H63V96H62ZM65 97H66V96H65ZM86 97H87V96H86ZM96 97L94 96V97H92V98H96ZM104 97H105V96H104ZM104 97H103V98H104ZM244 97H243V98H244ZM251 97H252V95H251ZM75 98H76V97H75ZM92 98H90V99H92ZM98 98H97V99H98ZM153 98H154V97H153ZM47 99H48V98H47ZM57 99H58V97H57ZM59 99H60V98H59ZM66 99H67V98H66ZM81 99H82V98H81ZM84 99H85V98H84ZM104 99H106V98H104ZM116 99H117V97H116ZM43 100H45V99H43ZM51 100H52V99H51ZM61 100H62V99H61ZM85 100H86V99H85ZM85 100H84V101H85ZM70 101H71V100H70ZM72 101H73V100H72ZM75 101H77V100H75ZM81 101H82V100H81ZM87 101H88V100H87ZM93 101H94V100H93ZM153 101H154V100H153ZM244 101H243V102H244ZM41 102H42V101H40V103H41ZM51 102H52V101H51ZM62 102H63V101H62ZM67 102H68V101H67ZM85 102H86V101H85ZM88 102H89V101H88ZM149 102H150V101H149ZM243 102H242V103H243ZM245 102H244V103H245ZM254 102H256V99L254 100ZM254 102H253V103H254ZM262 102H264V99H263ZM262 102H261V104H262ZM55 103H56V101H55ZM74 103H75V102H74ZM99 103H100V102H99V100H98V102L96 101V104H95V105H98ZM101 103H102V108L104 109V111L107 110L110 106L113 107V105H115V104L112 102V100H108V99H107V100H103V101H101ZM246 103H247V102H246ZM246 103H245V104H246ZM250 103H251V104H249V106L252 105V102H250ZM259 103H260V102H259ZM259 103H258V104H259ZM64 104H65V103H64ZM67 104H68V103H67ZM245 104H242V105H245ZM256 104H257V103H256ZM39 105H40V104H39ZM42 105H43V104H42ZM57 105H58V104H57ZM61 105H62V107H63V104H61ZM78 105H79V107H78ZM90 105H91V104H90ZM90 105H89V106H90ZM92 105H93V104H92ZM246 105H247V104H246ZM253 105H254V104H253ZM53 106H54V105H53ZM53 106H52L51 108H53ZM71 106H72V105H71ZM86 106L88 107V105H84V104H81V105H80L79 103H78V104H74L73 109L70 108L69 112H66V110H65L63 113H60V114H59V115H60V118H62V121L64 120V124H67L66 126L69 125L70 127H72V130H73V128H74V131H75V130L78 131V129L80 128V125H79V127L77 126V125H78V124H77V120L80 119V117H79V113H81L80 111L82 110V108H85V110H86V109L88 110V108H86ZM236 106H237V104H236ZM247 106H248V105H247ZM247 106H244V107H247ZM249 106H248V108H249ZM257 106H259V105H257ZM257 106H255V107H257ZM58 107H59V106H58ZM76 107H77V108H76ZM242 107H243V106H242ZM251 107H252V106H250V110H251ZM255 107H254V109L257 110ZM259 107H260V106H259ZM262 107H263V106H262ZM37 108H38V107H37ZM40 108H41V107H40ZM91 108H92V107H91ZM91 108H90V109H91ZM102 108H101V109H102ZM130 108H131V107H130ZM238 108H240V107H238ZM238 108H237V109H238ZM252 108H253V107H252ZM61 109H62V108H61ZM78 109H79V113L77 112ZM90 109H89V110H90ZM92 109H93V108H92ZM96 109H97V108H96ZM96 109H95V111L97 112ZM103 109H102V110H103ZM165 109H166V108H165ZM231 109H232V108H231ZM246 109H247V108H246ZM254 109H252L251 112H253V113L256 115L257 112L255 113ZM46 110H47V109H46ZM54 110H56V109H54ZM73 110H75V111H73ZM89 110H88V111H89ZM99 110H100V109H99ZM163 110H164V108H163ZM258 110H259L258 112H261V113H262V111H261V107H260ZM59 111H61V110H59ZM95 111H94V112H95ZM129 111H130V110H129ZM135 111H136V110H135ZM135 111H133V112L135 113ZM137 111H138V110H137ZM154 111H155V110H154ZM65 112H66V113H65ZM73 112H74V113H73ZM76 112H77L78 114H77ZM160 112H161V111H160ZM246 112H247V111H246ZM43 113H45V112H44V111H40V114H42V115L40 116V118L37 117V118H38L37 120L39 121V119H41V121H39V122H37V123L42 122V124H43V123H44V122H43V119L46 118V121H45V119H44V121H45V123H44L45 127H44V125H42V124L40 123V129L44 127L43 130L41 129V130H42V133H44V131H46V127H48V129H49V127L52 126L51 129H50V131L52 130V132H54V134H52L53 137H54L55 132L58 133V130L61 129V127L65 126V125L62 124L63 122L59 119V117H57V118H58L57 120H56V118H53V120H52V119H51L52 117L49 116L50 119H51V120H49V119L47 118V116L44 115ZM50 113H51V112H50ZM75 113H76L77 115H76ZM84 113H85V112H84ZM90 113H91V112H90ZM128 113H129V112H128ZM232 113H233V111H232ZM242 113H243V112H242ZM242 113H241V114H242ZM36 114H37V113H36ZM36 114H35V115H36ZM40 114H39V115H40ZM47 114H48V113H47ZM55 114H56V113H55ZM57 114H58V113H57ZM57 114H56V115H57ZM74 114H75V115H74ZM86 114H87V113H86ZM86 114H85V116H86ZM163 114H164V113H163ZM235 114H236V113H235ZM259 114H260V113H258L257 115L259 116ZM262 114H264V113H262ZM262 114H261V116H262ZM0 115H1V114H0ZM43 115H44L45 117H44ZM52 115H53V114H52ZM80 115H81V114H80ZM91 115H92V114H91ZM148 115H149V114H148ZM232 115H233V114H232ZM238 115H239V114H238ZM255 115H254V116H255ZM257 115H256V117H258ZM42 116H43V117H42ZM75 116H76V117H79V118L77 119ZM83 116H84V115H83ZM96 116H97V115H96ZM109 116H110V115H109ZM155 116H156V115H155ZM261 116L258 117V118L253 117V119H256V120H255V121H256V124H258L257 120H258L259 118H260L259 122L261 121L259 124H261V123L264 122V121L262 122V120H261ZM33 117H34V116H33ZM35 117H36V116H35ZM74 117H75V120H74ZM106 117H107V116H106ZM156 117H157V116H156ZM235 117H236V116H235ZM263 117H264V115H263ZM263 117H262V118H263ZM42 118H43V119H42ZM99 118H100V117H99ZM150 118H151V117H150ZM152 118H153V117H152ZM152 118H151V119H152ZM239 118H240V117H239ZM35 119H36V118H35ZM93 119H94V118H93ZM129 119H131V118H129ZM148 119H149V118H148ZM235 119H236V118H235ZM243 119H244V118H243ZM3 120H4V118H3ZM23 120H24V119L22 118V121H23ZM47 120H48V121H47ZM54 120H56V121H54ZM59 120H60V121H59ZM101 120H102V119H101ZM126 120H127V119H126ZM133 120H134V119H133ZM152 120H153V119H152ZM155 120H156V119H155ZM155 120H153V121H155ZM237 120H238V118H237ZM19 121H20V120H19ZM26 121H28V120H26ZM29 121H30V120H29ZM32 121H33V120H32ZM34 121H35V120H34ZM73 121H75V124H74V125H72V124L74 123ZM82 121H84V120L82 119ZM82 121H81V122H82ZM98 121H99V119H98ZM116 121H117V120H116ZM118 121H119V120H118ZM120 121H121V120H120ZM253 121H254V120H253ZM24 122H25V121H23V124H24ZM61 122H62V123H61ZM65 122H66V123H65ZM84 122H85V121H84ZM94 122H95V121H94ZM121 122H122V121H121ZM130 122H131V121H130ZM0 123H1V122H0ZM20 123H21V122H20ZM31 123H32V122H30V123H28V124H26V125H28L29 128H30ZM34 123H35V122H34ZM88 123H89V122H88ZM91 123H92V120H91ZM238 123H239V122H238ZM14 124H15V122H14ZM14 124H13V125H14ZM32 124H33V123H32ZM125 124H128V123L126 122ZM236 124H237V123H236ZM241 124H243V121H242V123H240V125H241ZM0 125H1V124H0ZM92 125H93V124H92ZM120 125H122V124H120ZM123 125H124V124H123ZM232 125H233V124H232ZM238 125H239V124H238ZM240 125H239V126H240ZM246 125H247V124H246ZM252 125H253V124H252ZM2 126H3V122H2ZM11 126H12V125H11ZM21 126H22V125H21ZM21 126H20V127H21ZM24 126H25V124H24ZM35 126H36V124H35ZM83 126H85L84 123H83L82 127H83ZM239 126H238V127H239ZM255 126H258V125H255ZM255 126H254V127H255ZM7 127H8V126H7ZM12 127H13V126H12ZM12 127L10 128V130L13 129V131H11L10 135L6 134V135H8V137L5 138V136H1V138H0V139H1V141H0V146H1V147L3 146L4 150L6 149V151H7V150L9 149V147L11 146L10 144L12 143V141H13L14 139L16 140V138L19 136V132L17 131V130H18L17 125H15V127H14L15 129L12 128ZM26 127H27V126H26ZM112 127H114V129L112 128L111 131H110L109 133H107V135H108L109 137H111V138H112V136L114 135L115 129H116L117 127H119V126H118L117 124H115V125L112 126ZM22 128H23V127H22ZM34 128H35V127H34ZM52 128H53V129H52ZM125 128H126V127H125ZM257 128H258V129H257ZM257 128H256V129L258 130V133H259V132H262L263 135L261 134V135L258 136L257 130L254 128V129L256 130V131H255V130H253V128H252V129H251L252 131L250 130V131H251V134H250V132H249L248 134H250V135H249V136H247V135L245 136L247 139H246V138H243V139H244V141H242L243 143L241 142L242 138H241V139L239 138V139H240V142H241L242 144H241V143L238 144L237 150L239 149V146H241V147H240L241 149H239V150H240L239 152L243 151V153H244V150H246V153H247V154H245V153H244V154H245V156H247V157H245L244 154L241 152L242 155H243L245 158H243V160H242V158H241V160H240L239 162H236L237 164H240V162H242L243 165H245L244 163H246L247 161H244V160H247V159H249V160L253 159V160H255V162H256V160H257L260 156L264 155V152H262V150H260V148L262 147V146L260 145V143H262V141H264V140H263L264 137L262 138V140L258 141L260 137L264 136V132L262 131L263 129L260 131V128H262V125H261V127H260V125H259V127H257ZM48 129H47V130H48ZM62 129H63V128H62ZM62 129H61V130H62ZM230 129H231V127H230ZM237 129H238V128H237ZM241 129H242V128H241ZM34 130H35V129H34ZM65 130H67V129H65ZM79 130H80V129H79ZM81 130H83V129H81ZM5 131H7V130H5ZM22 131H23V130H22ZM25 131H26V130H25ZM77 131H76V133H77ZM232 131H233V130H232ZM253 131H255L256 133L253 132ZM1 132H2V131H1ZM3 132H4V131H3ZM40 132H41V131H40ZM59 132H60V131H59ZM65 133H67V132L65 131ZM71 133H72V131H71ZM93 133H94V132H93ZM115 133H116V132H115ZM142 133H143V132H142ZM146 133H147V132H146ZM150 133H151V132H150ZM152 133H153V132H152ZM236 133H237V132H236ZM246 133H247V132H246ZM38 134H39V133H38ZM46 134H47V133H46ZM60 134H61V132H60ZM74 134H75V133H74ZM154 134H155V133H154ZM255 134H257L258 139H257L256 137H253V139H254V140H253V139H252V135L254 136ZM0 135H2V134H0ZM76 135H77V134H76ZM96 135H97V134L95 133V136H96ZM136 135H137V134H136ZM144 135H146V134H144ZM88 136H89V135H88ZM91 136H93V135H91ZM95 136H94V137H95ZM128 136H129V135H128ZM141 136H142V135H141ZM152 136H153V135H152ZM154 136H156V135H154ZM239 136H240V131H239ZM255 136H256V135H255ZM19 137H20V136H19ZM19 137H18V138H19ZM51 137H52V136H51ZM53 137H52V138H53ZM58 137H60V136H58ZM130 137H131V136H130ZM133 137H134V136H133ZM212 137H213V136H212ZM3 138H4V140H3ZM41 138H42V137H41ZM41 138H40V139H41ZM43 138H44V136H43ZM56 138H57V137H55L54 139H56ZM78 138H79V137H78ZM139 138H140V137H139ZM145 138H146V137H145ZM248 138H251V140H253L254 142L256 141V142H259V143H255V144H256V145H255V144H253L254 142H248V141L250 140V139L248 140ZM48 139H50V138H48ZM68 139H69V138H68ZM71 139H72V137H71L69 140H71ZM76 139H77V138H76ZM86 139H87V138H86ZM89 139H90V138H89ZM132 139H133V138H132ZM137 139H138V138H137ZM148 139H149V138H148ZM152 139H153V138H152ZM2 140H3V141H2ZM45 140H47V139H45ZM52 140H53V139H52ZM91 140H92V139H91ZM135 140H136V139H135ZM138 140H139V139H138ZM246 140H247V142H245ZM251 140H250V141H251ZM49 141H50V140H49ZM62 141H63V140H62ZM71 141H73V139H72ZM71 141H69V142H71ZM78 141H80V140H78ZM93 141H94V139H93ZM96 141H97V140H96ZM120 141H122V140H120ZM120 141L118 140V141H116V142H117V143H116L115 140H114L115 143L112 142L113 144L111 143V141L109 142V144L111 143L110 145H109V144H107V145L105 144V145L108 146V147H107V148H105L106 146L103 147V148H105V149L102 150V151H101V149H100V154H99V155H97L98 153H96V154L94 153L95 150H96V149H94V148H97V149H98V147H95V143L93 142V143H94V146H93V144H92V146H91V145L89 146V147H90V153H91V155L88 154V156H90V157H88V156H87V157H84V159H83L82 162L86 163V162L89 161V160H88L89 158L92 157V158L94 159L95 156H96L95 160H96V159L99 160L100 155H102V156H101L102 158H104V157L107 158V157H109L110 154L112 155L113 152H114L115 150L118 151V150H122V149H124V148H125V150H126V147H130V145L128 146V144L125 143L126 140H123L124 143H122V142H123V141H122V142H121L122 144L119 143V146H118L117 144H118V142H120ZM128 141H129V140H128ZM128 141H126V142H128ZM131 141H132V140H131ZM131 141H130V142H131ZM136 141H137V140H136ZM141 141H142V140H141ZM143 141H144V139H143ZM42 142H43V141H42ZM66 142H67V141H66ZM74 142H75V140H74ZM74 142H73V144H74ZM106 142H107V141H106ZM244 142H245V143H244ZM40 143H41V142H40ZM40 143H39V144H40ZM58 143H59V142H58ZM61 143H62V142H61ZM97 143H98V142H97ZM99 143H100V142H99ZM237 143H238V142H237ZM246 143H247V144H246ZM248 143H250V144L252 143L253 145L251 146V145H249ZM49 144H51V141H50ZM53 144H54V143H53ZM53 144H52V145H53ZM90 144H91V142H90ZM115 144H116V145H115ZM120 144H121V146H120ZM262 144H263V143H262ZM41 145H42V144H41ZM41 145H40V146H41ZM81 145H82V144H81ZM97 145H98V144H97ZM114 145H115V146H114ZM258 145H259V146H258ZM46 146H47V145H46ZM55 146H56V145H55ZM66 146H67V145H66ZM117 146H118V149H117ZM123 146H125V147H123ZM131 146H132V145H131ZM226 146H227V145H226ZM226 146H225V147H226ZM242 146H245L246 148L249 147V148H251V150H253V149L255 148V146H258L259 149H258V147H256L257 149L255 148L254 151H251L249 148H247V149H248V150H247V149L243 148ZM42 147H43V146H42ZM74 147H76V146L74 145ZM87 147H88V146H87ZM92 147H93V148H92ZM120 147H121V149H120ZM190 147H191V146H190ZM225 147H224V148H225ZM3 148H2V149H3ZM47 148H48V147H47ZM51 148H52V147H51ZM57 148H58V147H57ZM59 148H60V147H59ZM63 148H64V147H63ZM91 148H92V150H93V149H94V150L92 151ZM235 148H236V147H235ZM242 148H243V150H242ZM128 149H129V148H128ZM261 149H264V147H262ZM47 150H48V149H47ZM54 150H55V149H54ZM62 150H63V149H62ZM67 150H69V149L67 148ZM67 150H66V151H67ZM83 150H84V149H83ZM98 150H99V149H98ZM125 150H124V151H125ZM226 150H227V149H226ZM249 150H250V152H252L253 154L250 153V152H247V151H249ZM257 150H258V153L261 152V153H260L261 155H260V154L257 155ZM259 150H260V151H259ZM8 151H9V150H8ZM42 151H43V150H42ZM49 151H50V149H49ZM52 151H53V150H52ZM63 151H64V150H63ZM112 151H113V152H112ZM220 151H222V150H220ZM223 151H224V150H223ZM223 151H222V153H224ZM233 151H234V150H233ZM255 151H256V152H255ZM4 152H5V151H4ZM9 152H10V151H9ZM73 152H74V151H73ZM92 152H93V154H92ZM98 152H99V151H98ZM2 153H3V152H2ZM60 153H61V152H60ZM62 153H63V152H62ZM70 153H71V151H70ZM222 153H219L220 155L218 154L219 156L217 155V156H218L217 158H220V156L222 155ZM230 153H231V151H230ZM262 153H263V154H262ZM7 154H8V153H7ZM52 154H53V153H51V155H52ZM66 154H67V153H66ZM71 154H72V153H71ZM105 154H108V156L105 155ZM115 154H117V153H115ZM150 154H151V153L147 154L148 157H147L146 155H144L145 157L142 156V155H140V156L143 157V158H141V157L139 156L142 160L139 159V157H138V158L136 157L138 160H136V163H135V162H134V163L131 162L132 165H129V163H130L129 161H128V163H127V162L123 163V165L121 164L122 166L125 165V168H123L121 165L118 166V167H114V166H112V164H114V163H112V162H111L112 164H110V165H109V163H106V164H108V165L104 168L105 170H103V172L100 171L101 174L103 173L104 175H102L101 178H100V177L98 178L99 180H101V179L103 178L102 181H105V182H100V183H99V181H97V183H99L100 185H101V183H102V184L104 183V184H103L104 186H103V185L100 186V187H103L102 189H99V188H97V187L95 188V186L93 185L94 182H92V180H94V179L96 178V174H92V173L90 174V173H89V174H90L89 176L86 174V175H87V178L85 177L84 181L82 180V182L78 183V185L76 184L77 186L75 185V186H76L75 189H74V188L71 189V185H72V184H71V185L69 184V185H70V188H68L69 185H68V187L66 186V185L69 183V182L67 181V178H66V180H65V179H62L63 181L65 180L64 182H66V184H64V186H65V187H64V190H66V193H67V189H65V188H68V189L71 190V191H72L73 189H74V191L76 190V191H77V193L75 192L76 194H78V193H79V194H80V193H84V194H85V193H88V194H89V192H90L89 195L86 194L87 197H88V198H87L88 200H89V198L92 199V200L90 201V204H89V202H88V203L86 202L88 206L90 205L89 207L86 205V207H88V210H86L87 208H85V206H84V203H83V202H85L84 198L82 197V195H79V194H78V195H79L80 197L77 195L78 197L73 198V199L70 201L71 206H74V207H76V208H80L81 206L84 207V211L86 210V211L84 212V213H85V216H84V217H85V218H88V217H90L91 215L93 216V215H95V214H98V212L101 213L102 211H103L102 213L105 214V213L111 208V207H109L111 204H112V207H114L115 204L118 205V204H122V202H124V203L131 202L132 199H133V201H134V198H135L138 194L140 195V193H142V192L139 190V187H140V186H139V187L136 186V184H135L134 182L137 181V183H138V181H139L140 183H141V182H142V183H145L146 180H147V179H146V176H144V173H145V172L142 174L141 171H139L138 166L141 165L140 162H142V161L146 162V160L149 161L150 159H153L154 157L151 158V155H152V154H151V155H150ZM154 154H155V153H154ZM154 154H153V156H155ZM238 154H239V153H238ZM250 154H251V155H250ZM3 155H4V154H3ZM68 155H69V154H68ZM103 155H105V156L103 157ZM259 155H260V156H259ZM4 156H6V155H4ZM52 156H53V155H52ZM72 156L74 157V155H72ZM222 156H223V155H222ZM222 156H221V157H222ZM248 156H249V157H248ZM254 156H255V157H254ZM0 157H2V155H1ZM49 157H50V156H49ZM49 157H48V158H49ZM53 157H54V156H53ZM101 157H100V158H101ZM239 157H240V154H239ZM250 157H251V158H250ZM252 157H253V158H252ZM256 157H257V159H256ZM262 157H263V156H262ZM57 158H58V157H57ZM87 158H88V159H87ZM92 158H91V159H92ZM113 158H114V157H113ZM126 158H127V157H126ZM144 158H145V159H144ZM157 158H158V157H157ZM224 158H225V157H224ZM229 158H230V157H229ZM1 159H2V158H1ZM45 159H46V158H45ZM55 159H56V158H55ZM60 159H61V158H60ZM62 159H63V158H62ZM62 159H61V160H62ZM67 159H68V158H67ZM79 159H80V161H81L82 157L79 158ZM91 159H90V161H93V162H94V160H93V159L91 160ZM134 159H135V158H134ZM221 159H222V158H221ZM221 159H220V160H221ZM227 159H228V157H227ZM237 159H238V158H237ZM237 159H236V160H237ZM2 160H4V159H2ZM48 160H49V159H48ZM50 160H51V159H50ZM74 160L77 161L78 158L75 157ZM98 160H97V161H98ZM126 160H128V158H127ZM139 160H140V162L137 163ZM215 160H216V159H215ZM218 160H219V159H218ZM218 160H217V161H218ZM249 160H248V162H249ZM253 160H252V161H253ZM51 161H52V160H51ZM51 161H50V162H51ZM56 161H57V160H56ZM78 161H79V160H78ZM105 161H106V160H105ZM113 161H114V159H113ZM121 161H123V160L121 159ZM243 161H244V162H243ZM252 161H250L249 163H246L247 165L249 164L248 167H250V166H252L253 164H255V162L253 161V162H254V163H253ZM261 161H263V160H261ZM46 162H47V161H46ZM74 162H75V161H74ZM82 162H81V163H82ZM119 162H120V161H119ZM144 162H142V163H144ZM206 162H207V161H206ZM225 162H226V161H225ZM257 162H258V161H257ZM1 163H2V162H1ZM48 163H49V162H48ZM59 163H60V162H59ZM68 163H69V162H68ZM88 163H89V162H88ZM94 163H95V162H94ZM94 163H93V164H94ZM103 163H104V162H103ZM103 163H101V164H103ZM115 163H116V161H115ZM126 163H127V164H126ZM153 163H154V162H153ZM214 163H215V162H214ZM242 163H241V164H242ZM250 163H252V164H250ZM3 164H5V163H3ZM75 164H76V162H75ZM104 164H105V163H104ZM106 164H105V165H106ZM215 164H216V163H215ZM219 164H220V163H219ZM229 164H230V163H229ZM256 164H257V163H256ZM260 164H261V163H260ZM1 165H2V164H1ZM1 165H0V166H1ZM72 165H73V164H72ZM72 165H71V164L68 165V166L66 165V166L68 167V168H66L67 172H68V170L70 171L72 168H74V165H73V167H72ZM90 165H91V164H90ZM105 165H104V166H105ZM216 165H217V164H216ZM227 165H228V164H227ZM66 166H65V167H66ZM75 166H76V165H75ZM86 166H87V165H86ZM131 166L134 167V168H136L137 171H139L140 174H139V173H138V174L134 173V171L136 172V170H134ZM233 166H234V165H233ZM236 166H237V165H236ZM263 166H264V165H263ZM69 167H71V169H69ZM91 167H96V166H91ZM91 167H90V168H91ZM107 167L111 168V171H112V172H111L110 169L107 168ZM113 167H114V168H117V169H114ZM119 167H120V168H123V169L121 170V169H119ZM140 167H141V166H140ZM215 167H216V166H215ZM244 167H245V166H244ZM81 168H82V167H81ZM99 168H100V166H99ZM128 168H130L129 171H131V172H129L130 175H129V173H128ZM148 168H149V167H148ZM213 168H214V167H213ZM224 168H225V167H224ZM235 168H236V167H235ZM53 169H54V168H53ZM59 169H60V168H59ZM76 169H78V168H76ZM113 169H114V171H113ZM140 169H141V168H140ZM149 169H150V168H149ZM216 169H217V168H216ZM251 169H252V168H251ZM0 170H2V169H0ZM47 170H48V169H47ZM51 170H52V169H51ZM64 170H65V169H64ZM66 170H65V171H66ZM72 170H73V169H72ZM81 170H82V169H81ZM91 170H92V169H91ZM107 170H109V171H107ZM126 170H127V172H126ZM150 170H151V169H150ZM226 170H227V169H226ZM228 170H229V169H228ZM77 171H78V170H77ZM88 171H89V170H88ZM97 171H99V170H97ZM105 171H106L107 174L105 173ZM117 171H118V172H117ZM132 171H133V172H132ZM142 171H143V170H142ZM223 171H224V170H223ZM254 171H255V170H254ZM0 172H1V171H0ZM56 172H61V171L58 170V171H56ZM63 172H64V171H63ZM70 172H72V171H70ZM74 172H75V171H74ZM82 172H83V171H82ZM146 172H147V171H146ZM93 173H94V172H93ZM108 173H109V175H108ZM127 173H128V174H127ZM131 173H132V174H131ZM133 173H134V174H133ZM258 173H259V172H258ZM45 174H46V173H45ZM101 174H99V175H101ZM105 174L108 176V179H107V180H105V179H106V178H105ZM145 174H146V173H145ZM215 174H216V173H215ZM49 175H50V174H49ZM66 175H67V173L65 174V177H66ZM68 175H70V173H68ZM148 175H149V174H148ZM58 176H59V175H58ZM60 176H62V175H60ZM82 176H83V175H82ZM103 176H104V177H103ZM107 176H106V177H107ZM48 178H49V177H48ZM52 178L54 179L53 176H52ZM80 178H81V177H80ZM83 178H84V177H83ZM71 179H72V178H71ZM81 179H82V178H81ZM51 180H52V179H51ZM58 180H60V179H58ZM62 180H61V181H62ZM61 181H60V183L63 182V181H62V182H61ZM76 181H77V178H76ZM51 182H52V181H51ZM64 182H63V183H64ZM67 182H68V183H67ZM78 182H79V181H78ZM63 183H62V185H63ZM106 183H107V184H106ZM133 183H134V184H133ZM142 183H141V184H142ZM54 184H55V183H54ZM57 184H58V183H57ZM145 184H146V183H145ZM257 184H258V183H257ZM105 185H106V186H105ZM131 185H132V186L135 185L136 189H135V187H133V188H134V189H133ZM137 185H138V184H137ZM142 185H143V184H142ZM93 186H94V187H93ZM130 186H131V187H130ZM257 186H258V185H257ZM5 187H6V186H5ZM115 187H116V188H115ZM118 187H121V188L123 187L124 189H119ZM261 187H262V185H261ZM2 188H3V187H2ZM22 188H23V185H22ZM22 188H21V190H22ZM61 188H62V187H61ZM61 188H60V189H61ZM114 188H115V189H114ZM117 188H118L119 190H117ZM127 188H129V189L131 188V189H133V190H131V191L129 190L130 193H128V189H127ZM137 188H138V189H137ZM216 188H217V187H216ZM0 189H1V188H0ZM7 189H8V188H7ZM125 189H127V190H126V191H121V190H125ZM223 189H224V188H223ZM15 190H16V189H15ZM19 190H20V189H19ZM19 190H18V191H19ZM64 190H63V191H64ZM102 190H105L104 193H106V192L108 193V192L112 191V192H111L112 194H111V193H108V194H106L105 196H103L104 193H103V194H100V193H101L100 191H102ZM108 190H110V191H108ZM116 190H117V191H116ZM135 190H136V191H135ZM57 191H58V190H56V192H57ZM114 191H115V192H114ZM214 191H215V190H214ZM214 191H213V192H214ZM224 191H225V190H224ZM258 191H259V190H258ZM1 192H2V191H0V193H1ZM20 192H21V195H22V191H20ZM61 192H62V191H61ZM61 192H60V193H61ZM220 192H221V191H220ZM222 192H223V191H222ZM261 192H262V190L259 191V192H256V193H258V194L260 193L259 196H258V194L255 195L256 193L254 194V196L252 197V199H253L254 197H255V198H254V201L251 200V201H252V202H251V204H252L251 206H250V202H249L248 204H245L246 207L248 206L246 209H245V208L240 209L241 211H244V212H247V213L249 212V214H247L249 217H248L244 212H242V213H244V214L246 215L244 219L247 218L246 220H248V221H249V219L251 220V221H249V222L247 221L248 224H249L250 222L253 221V219H251L252 216H253V218L255 219V220L252 222L253 224L251 223L250 225H247L248 227L251 226V227H250V230L252 231V234H249V232L251 233V231L247 228L248 231L246 230V232H247L248 234L245 233V234H244V235H245L244 238L251 237V235L256 234L257 232H254V231H255L254 229H255V228H256V229H260V228H257L258 226H260V227L262 226L263 229H264V223H263V221H264V219H263V218H264V216H263V215H264V212H262V210H261V209L264 208V207H263V206H264V203H263V202H264V196H263V195H264V193H263L264 191L262 192V194H261ZM8 193H9V192H8ZM91 193L94 194V196H93L94 198H92ZM131 193H132V194H131ZM217 193H218V192H217ZM64 194H65V193H64ZM110 194H111V195H110ZM214 194H215V193H214ZM214 194H212V195H213V198L216 197V198H218V200L220 199V201H222V199H223L224 196H225V193H224L223 196H222V194H215L216 196H215ZM9 195H10V194H9ZM18 195H20V194L18 193ZM58 195H59V193H58ZM86 195H84V197H86ZM108 195H109V196H108ZM135 195H136V196H135ZM212 195H211V197H212ZM226 195H227V194H226ZM251 195H252V194H251ZM5 196H7V192H6V190H4V191L0 194V231H1V232H2L5 228L8 230V229L13 225L14 220H15L16 218H15L14 215H8V213L10 214L11 211L14 213V211H15L16 209H18V205H19V203H20L19 200H18V198H17L15 201L13 200V202H12L11 205L8 203L9 208L12 209V210H10V209L8 208V206L5 205V203L8 202V201H6V200H8L9 197H8V199H7V197L5 198ZM10 196H11V195H10ZM16 196H17V195H16ZM61 196H62V195H61ZM66 196H67V195H66ZM220 196H222V197L220 198ZM81 197L83 198L82 200H81ZM106 197H107V198L110 197V199H112V200H110L109 198L107 199ZM111 197H112V198H111ZM4 198H5V199H4ZM21 198H22V197H20V199H21ZM70 198H71V197H70ZM70 198H68V199L70 200ZM103 198H104V200L107 199V201L109 202V205H107L109 208H108V207H103V205H100L101 202H103V201H102ZM225 198H226V197H225ZM249 198H250V197H249ZM3 199H4V201H3ZM10 199H11V198H10ZM62 199H63V198H62ZM93 199L96 200L97 203H96V201H95V203H94ZM100 199H101V200H100ZM21 200H22V199H21ZM212 200H213V199H212ZM249 200H250V199H249ZM2 201H3V202H2ZM61 201L63 202V200H61ZM80 201H82V203H81ZM100 201H101V202H100ZM193 201H194V200H193ZM223 201H224V200H223ZM37 202H38V201H37ZM58 202H59V201H58ZM110 202H112V203H110ZM66 203H67V202H66ZM91 203H94V204L91 205ZM99 203H100V204H99ZM124 203H123V204H124ZM132 203H135V202H132ZM253 203H254V206H255V204H256V206H255V207H256V210H254L255 208L253 207ZM260 203L263 205V206L261 205L262 207L260 206L261 208L259 207ZM95 204H96V206H95ZM98 204H99V206H102V207H99ZM106 204H107V203H106ZM127 204H128V203H127ZM20 206H21V204H20ZM27 206H28V205H27ZM79 206H80V207H79ZM104 206H106V205H104ZM118 206H119V205H118ZM121 206H122V205H121ZM123 206H124V205H123ZM123 206H122V208H123ZM125 206H126V205H125ZM132 206H133V205H132ZM241 206H242V205H241ZM249 206H250V207H249ZM41 207L43 208V205H42L41 203H32V204L29 206V208L26 209L25 212H26L27 214H31V213L34 214V212L36 213V211H39V209H40ZM63 207H64V206H63ZM63 207H62V208H63ZM65 207H66V206H65ZM115 207H116V206H115ZM243 207H245V206H243ZM251 207L254 208V209H253V210H252V209L249 210ZM248 208H249V209H248ZM43 209L45 210V207H44ZM74 209H75V208H74ZM103 209H104V210H103ZM111 209L113 210V208H111ZM111 209H110V210H111ZM247 209H248L249 211H248ZM259 209H260V210H259ZM22 210H23V209H22ZM68 210H69V209H68ZM76 210H77V209H76ZM76 210H75V211H76ZM110 210L108 211L109 213H111ZM112 210H111V211H112ZM116 210H117V209H116ZM245 210H247V211H245ZM258 210H259L260 212H259V213L257 212V214H255V212L258 211ZM8 211H9V212H8ZM69 211H70V210H69ZM69 211H67V212H69ZM75 211H74V213H75ZM81 211H82V210H81ZM87 211H88V212H87ZM120 211H122V209H120ZM251 211H254V212H251ZM40 212H41V211H40ZM86 212H87V214H86ZM108 212L106 213V214H107L106 216H109V215H108ZM115 212H116V211H115ZM214 212H215V211H214ZM220 212H221V211H220ZM230 212H232L231 209L228 210L227 213H226V211H225L226 215H227V214H228V215H231ZM250 212H251V215H250ZM21 213H22V212H21ZM225 213L222 214V215L224 216V218L226 217V216H225ZM253 213H254L255 215H252ZM262 213H263V214H262ZM27 214H26L25 216H28ZM67 214H68V213H67ZM70 214H71V213H70ZM70 214H69V215H70ZM76 214H77V213H76ZM76 214H75V215H76ZM80 214H81V213H80ZM212 214H213V213H212ZM217 214H218V213H217ZM259 214H261L260 216H262V217H260V216L258 217ZM21 215H22V214H21ZM82 215H83V214H82ZM82 215H80L81 218H82ZM101 215H102V214H101ZM206 215H210V214H206ZM228 215H227V217H228ZM256 215H257V217H256ZM22 216H23V215H22ZM32 216H33V215H32ZM86 216H87V217H86ZM110 216H111V215H110ZM119 216H122V217H123V215H119ZM119 216H118V217H119ZM218 216H220V215H218ZM223 216H222V217H223ZM30 217H31V216H30ZM34 217H35V216H34ZM96 217H97V216H96ZM99 217H100V216H99ZM148 217H149V216H148ZM215 217L217 218V215H215ZM19 218H20V217H19ZM73 218H74V217H73ZM119 218H120V217H119ZM123 218H124V217H123ZM123 218H121V219H123ZM133 218H134V217H133ZM141 218H143V217H141ZM150 218H152V217H150ZM257 218H258V220H259L260 222L262 221L263 224L260 223L259 221L257 222ZM259 218H262L263 220H262V219H259ZM39 219H40V218H39ZM89 219H90V218H89ZM134 219H135V218H134ZM138 219H139V218H138ZM211 219H212V218H211ZM213 219H214V218H213ZM91 220H92V219H91ZM218 220H219V218H218ZM220 220H221V219H220ZM75 221H76V220H75ZM79 221H80V219H79ZM88 221H89V220H88ZM135 221H137V222H135V223L133 222V223H130V224H126V223H124V224L121 225V226H122V227H125V228H122L121 230H120L121 226H120V228H118L119 226H116L117 229L114 227L115 229H113V230L111 229V228H113V227L109 228V229H111V230H109V229L107 230V229H106V231H104V229L107 228V227L103 228V230H101L102 232L104 231L103 233H101L100 231H98V232L95 231V233L92 234V235L94 236L93 238H95V239L91 238L92 236L90 237V236L88 235L89 237H86V239L89 240V238H91V242H90V240L87 241V240L84 238V239H85V240L83 241V242H84V246H80V244L83 245V244H82L83 242L78 243L79 241H78V242L74 241L76 238H73V237H72V243H73V241L76 242V243L73 244V245H76L75 247H76L77 249H76L75 247H73V250H76V251H71V252H73V253H74V252H77L79 246L82 247V248L85 247L84 250L82 249V252H80V251H81V248H79V253H80V254L82 253L81 255L78 256V252H77V253H74V254H76V255L74 256V259H76V256H78V257H81V259L83 258V259L86 260V261H87V260H88V261H91L90 258H92V257H90V256L93 255V252H94V251L96 252V251H99V250H101V249H104V250H105V248L107 249V247H108V248H109V247H112V245L114 246L115 243L117 244V241L120 243V240L122 241L123 238H124V242L127 241L128 244H129V243L132 244V242L135 240V237H136V236H137V237H138L139 235H147V236H148V234L151 233V231H152V229H153V225H154V223H155V222L153 223V221H151V220H146V221H144V219L141 220V221H139V222H138L137 219H135ZM255 221H256V222H255ZM15 222H16V220H15ZM18 222H19V221H17V223H18ZM36 222H38V221H36ZM44 222H45V221H44ZM126 222H127V221H126ZM156 222H157V221H156ZM210 222H211V221H210ZM244 222H246V221H244ZM244 222H243L242 225H244ZM83 223H84V222H83ZM121 223H122V222H121ZM127 223H129V222H127ZM200 223H201V222H200ZM213 223H215V222H213ZM254 223H255V225H254ZM257 223H258V224H257ZM18 224H19V223H18ZM35 224H36V223H35ZM125 224H126V226H125ZM158 224H159V223H158ZM208 224H209V223H208ZM42 225H43V224H42V222L40 221V222H38V224H36V225L33 227V229H31L32 231H34V235H35V231H36V233H37V230L40 229V227H41ZM113 225H115V224H113ZM204 225H206V224H204ZM204 225H201V227L204 226ZM213 225H214V224H213ZM213 225H212V226H213ZM256 225H258V226L255 227ZM43 226H46V228L50 229V228L53 227V223H52V222H50V223H48V224L45 223ZM43 226H42V227H43ZM105 226H106V225H105ZM108 226H109V225H108ZM247 226H246V227H247ZM87 227H89V226L87 225ZM99 227H101V226H99ZM103 227H104V226H103ZM21 228H23V227H21ZM203 228H204V227H203ZM203 228H200L201 230L199 231V232H200V235H201V239H202L203 237L206 236V235H205L206 232H204V229H205V228H204V229H203ZM251 228H252V229H251ZM1 229H2V230H1ZM11 229H12V227H11ZM118 229H119V230H118ZM196 229H197V228H196ZM23 230H24V229H23ZM31 230H30V231H31ZM44 230H45V229H44ZM44 230H43V231H44ZM51 230H52V229H51ZM202 230H203V231H202ZM260 230H261V231H260ZM260 230H258L259 234L261 233V234L264 236V233H262V232H263L262 228H261ZM30 231H29V232H30ZM39 231H41V230H39ZM47 231H48V230H47ZM49 231H50V230H49ZM85 231H86V230H85ZM93 231H94V230H93ZM212 231H213V230H212ZM1 232H0V233H1ZM6 232H7V231L3 232L4 235H3V233H1V234L3 235L2 238H1L2 235L0 234V235H1V236H0V251L7 250V249H8V246H9V243L11 242L10 240H11L12 238H13L14 240H15V239H18V237L20 238V236H21V234H22V230H16V231H14L13 233H11L12 235H11V234H8V237H7V233H9L10 230H8L7 233H6ZM201 232H203L204 235H203V233H201ZM87 233H88V231H87ZM90 233H91V232H90ZM99 233H100L101 235H100ZM75 234H77V233H75ZM75 234H74V236H75ZM98 234H99V235H98ZM10 235H11V236H10ZM25 235H26V234L24 233V236H25ZM32 235H33V234H32ZM210 235H211V234H210ZM246 235H247V236H246ZM4 236L6 237L5 239H3ZM22 236H23V235H22ZM22 236H21V237H22ZM119 236H120V237L123 236L122 239H120ZM202 236H203V237H202ZM32 237H33V236H32ZM76 237H77V236H76ZM82 237H83V236H82ZM139 237H140V236H139ZM139 237H138V238H139ZM208 237H210V236H208ZM254 237L258 238V240L260 239V240L264 241L263 238H260V237H258L257 235L254 236ZM23 238H24V237H23ZM206 238H207V237H206ZM244 238H243V239H244ZM1 239H2V241H1ZM73 239H74V240H73ZM247 239H250V241H251L252 238H247ZM138 240H140V239H138ZM202 240H203V239H202ZM202 240H201V241H202ZM20 241H21V239H20ZM85 241H86L87 243H86ZM92 241H93V242H92ZM204 241L206 242V239H205V238H204ZM204 241H202V242H204ZM246 241H247V240H246ZM254 241H255V240L252 239L251 244H250V245H252V246H249V245H248V246H249V247H248V250H249L250 248L253 247L252 250L255 251V249H256V250H257V253H258V249H257V248H258L259 242H258V241L255 242V243H258V245L256 244V245H257V246H256L255 243H252V242H254ZM262 241H260V242L262 243ZM70 242H71V239H70ZM89 242H90V243H89ZM144 242H145V240H144ZM146 242H147V240H146ZM207 242H208V240H207ZM207 242H206V243H207ZM77 243H78V244H77ZM136 243H137V242H136ZM261 243H260V244H261ZM11 244H12V243H11ZM22 244H23V242H22ZM22 244H21V245H22ZM87 244H89V247H88V248H87V246H88ZM253 244H254V245H253ZM262 244H263V247H264V242H263ZM13 245H14V244H13ZM17 245H18V244H17ZM78 245H79V246H78ZM122 245H124V244H122ZM122 245L120 246V249H122V248H121ZM68 247H69V246H68ZM117 247H118V246H117ZM255 247H256V248H255ZM20 248H21V247H20ZM70 248H71V247H70ZM74 248H75V249H74ZM68 249H69V248H68ZM220 249H221V247H220ZM225 249H226V248H225ZM85 250H86V251H85ZM113 250H114V249H113ZM113 250H112V251H113ZM226 250H227V249H226ZM246 250H247V249H246ZM250 250H251V249H250ZM250 250H249L248 253H250V252H252L251 254L255 253V252H253L252 250H251V251H250ZM84 251H85V252H84ZM44 252H45V251H44ZM55 252H56V251H55ZM55 252H54V253H55ZM59 252L61 253V251H59ZM59 252H58V253H59ZM69 252H70V251H69ZM69 252H68V253H69ZM90 252H92L91 255L89 254L88 256H86V255H87L88 253H90ZM110 252H111V251H110ZM119 252H120V251H119ZM2 253H3V252H2ZM2 253H0V254H2ZM36 253H37V252H36ZM40 253H41V254H39V252H38L37 255H34L33 258L30 259V263H31V264H41V263H43L45 260L48 259V258H47V259H44V257H45L44 254H42V252H40ZM50 253H51V252H50ZM54 253H53V255H54ZM56 253H57V252H56ZM58 253H57L56 255H59ZM63 253H64V251H63ZM73 253H72V254H73ZM106 253H108V252H106ZM115 253H116V252H115ZM222 253H223V255H222ZM222 253H221L220 255H221V256H224V253H225V252H222ZM226 253H227V251H226ZM248 253H247V254H248ZM3 254H4V253H3ZM51 254H52V253H51ZM65 254H66V253H65ZM83 254H84V255H83ZM216 254H217V253H216ZM263 254H264V253H263ZM47 255H48V254H47ZM82 255H83L84 257H86V259H85ZM206 255H207V254H206ZM208 255H209V254H208ZM225 255H226V254H225ZM248 255H249V254H248ZM69 256H70V255H68V257H69ZM72 256H73V255H72ZM100 256H101V254H100ZM100 256H99V257H100ZM108 256L110 257L111 255H108ZM108 256L101 257V258H102V259L100 258V259H101V262L98 261V262H99L98 264H101V263H102V264H108L109 261H110V258H109ZM113 256H114V257H113V259H111V263H109V264H112V261H113V263H114L115 255H113ZM116 256H117V255H116ZM124 256H126V255H124ZM132 256H133V255H132ZM221 256H220V257H221ZM253 256H254L256 259L253 258ZM48 257H49V256H48ZM70 257H71V256H70ZM70 257H69V258H70ZM204 257H205V256H204ZM220 257L217 256V258H219V260L217 259L218 262H219L221 259L224 260L223 257H221V258H220ZM224 257H226V256H224ZM228 257H229V256H228ZM262 257H264V255L261 256V258H262ZM88 258H89V259H88ZM97 258H98V257H97ZM130 258H131V257H130ZM132 258H133V257H132ZM132 258H131V259H132ZM212 258H213V256H212ZM246 258H247V257H246ZM251 258L255 259L254 262H255V261L257 262V260H258V258L256 257V253H255L254 255H250V257L248 258V261H249ZM74 259H73V260H74ZM78 259H79V258H78ZM100 259H98V260H100ZM128 259H129V258H128ZM227 259H228V258H227ZM253 259H251V260H253ZM263 259H264V258H262L261 260H263ZM71 260H72V258H71ZM76 260H77V259H76ZM126 260H127V259H126ZM205 260H206V259H205ZM251 260H250V261H251ZM80 261H81V260H80ZM147 261H148L147 257H143V256L140 257V256L138 255L137 258H133L132 260H130V263H132V262H135V263H136V262H140V263H144V262H145V263H146ZM211 261H212V260H211ZM213 261H214V264H215V263L217 264V261H215V259H214ZM232 261H233L232 263H231V260H230L229 262H230L231 264H235V262H234L235 260H232ZM246 261H247V260H245V263H244V262H242V260H239V261L236 260V262H239V263H241V264H242V263H243V264H246ZM248 261H247V262H248ZM77 262H78V261H77ZM83 262H84V261H83ZM93 262L95 263L96 261H93ZM124 262H125V261H124ZM225 262H227V261H225ZM225 262L222 261L223 264H224ZM229 262H228V263H229ZM256 262H255V263H256ZM27 263H28V262H27ZM45 263H46V262H45ZM65 263H67V262H65ZM68 263H69V262H68ZM73 263H74V262H73ZM73 263H72V264H73ZM78 263H79V262H78ZM78 263H76V264H78ZM135 263H132V264H135ZM140 263H139V264H140ZM208 263H209V262H208ZM222 263H221V264H222ZM228 263H227V264H228ZM257 263H261V262H259V260H258ZM263 263H264V261H263ZM28 264H29V263H28ZM80 264H81V263H80ZM86 264H89V263H86ZM90 264H92V262H90ZM95 264H96V263H95ZM127 264H128V263H127ZM202 264H203V263H202ZM211 264H213V263H211ZM225 264H226V263H225ZM236 264H238V263H236ZM247 264H249V263H247Z\"/></svg>", "mask_w": 264, "mask_h": 264}]
</instances>
